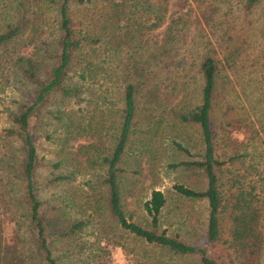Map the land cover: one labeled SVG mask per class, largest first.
<instances>
[{
    "label": "trees",
    "instance_id": "trees-1",
    "mask_svg": "<svg viewBox=\"0 0 264 264\" xmlns=\"http://www.w3.org/2000/svg\"><path fill=\"white\" fill-rule=\"evenodd\" d=\"M153 1L163 6L164 0H0V50L13 65L24 96L7 113L10 124L4 128L20 142L22 190L20 209L8 216L9 231L4 232L0 220V264H110L113 246L120 247L127 264H226L221 255L210 251L216 243L224 260L232 264H258L264 257V163L248 161L256 175L249 177L245 160L249 144L232 134L252 123L238 116L241 105L235 98L239 93L253 95L255 102L262 103L258 122L264 123V75L260 74L258 82L239 80L238 73L244 75V69L236 61L244 39L230 33L233 23L227 16L213 17L218 6L211 0L199 8L204 20L199 15H175L150 47L143 39L137 43L135 38L145 25L136 20L131 8ZM256 1L236 0L234 16L245 15ZM48 9L52 11L50 23L42 16ZM73 10L77 17H72ZM156 14L150 27L161 22V14ZM121 20H129L126 30L119 28ZM111 39L117 45L128 41L132 49L124 51L118 70L122 97L118 131L109 154L101 157L105 165L99 183L102 201L94 193L82 211L74 212L71 197L46 189V185L55 187L65 181L68 173L50 170L43 181L36 178L39 165L57 167L59 161H40L34 123L50 97L82 98L84 83L97 78L104 62L98 48ZM190 87L195 100L180 109L170 106L169 112L181 123L197 127L199 145L172 138L171 146L181 156L166 165L198 175L202 181L197 187L181 182L172 185L179 197L204 200L201 242L160 227L166 200L160 189L152 188L143 199V221L125 214L120 190L125 169L119 162L130 137L143 124L149 125L153 111L163 113L165 101L187 97ZM228 146L229 150L224 149ZM237 162L243 164L241 169L228 166ZM91 227L97 230L94 239L88 240L84 235ZM115 227L121 232H114ZM103 237L106 241L101 244ZM56 244L60 249L54 253Z\"/></svg>",
    "mask_w": 264,
    "mask_h": 264
},
{
    "label": "rangeland",
    "instance_id": "rangeland-1",
    "mask_svg": "<svg viewBox=\"0 0 264 264\" xmlns=\"http://www.w3.org/2000/svg\"><path fill=\"white\" fill-rule=\"evenodd\" d=\"M207 1L164 0L162 1L163 6L156 1L148 6L146 4L133 6L131 9L134 11L136 20L145 25L142 32L137 34L135 41L138 43L143 39L146 47H150L151 44L159 40L163 33V26L169 18L175 15L189 18L200 16L199 8H202ZM211 1L218 6L214 10L213 17L220 20L227 16L228 20L233 23L229 29L230 33L234 34V37L237 35L244 39L240 40L242 49L236 61L237 65H241L239 69H244V75L238 73L239 80L243 78L252 81L257 79L258 82L260 74L264 75V0H257L245 15L241 12L238 17L234 16L238 10V7L235 8L238 6L236 0ZM225 11L227 13H224ZM73 12L72 17H77L78 13L74 10ZM156 13L161 14V22L157 26L150 27L151 22L156 18ZM42 16L46 23H50L51 9L44 12ZM200 17L204 20L202 16ZM127 22L129 20H121L119 28L126 30ZM135 24L132 23V26ZM133 32L136 33L135 30ZM111 41L98 48L100 56L104 57V62L100 71L97 72V78L84 83L85 89L82 91V98L75 101L72 98L50 97L43 104L40 117L34 123V143L40 161H59L57 167L46 164L39 165L36 178L38 181H43L49 176L48 171L50 170L68 173L69 177L65 181L55 187L46 185V189L52 190L54 193L57 192V195L71 197L74 212L82 211L83 206L85 207V204L92 200L94 193H96L95 197H99L102 201L103 198L100 196L102 185L99 183L105 165L101 157L109 154L118 131V119L122 105L118 70L125 60L126 53L124 51L132 49L128 41L119 45L114 44L112 39ZM130 45L133 46V41ZM12 67L6 52L0 50V220L4 222V232L9 231L12 225L7 221L10 212L13 214L20 209L17 208V205H19L18 200L22 190L19 164L23 153L20 142L17 137L4 130L10 124L7 113L24 98L20 94L21 85H19ZM247 73L250 78L248 75L246 76ZM193 89L189 88V93L183 100L178 95L171 98L169 103L165 101L163 113L155 115L153 111V118L151 117L149 125L143 124L141 130L130 137L119 162V165L125 169L120 178V190L125 214L133 219L142 220L144 215L143 199L149 196L152 188L160 189L166 197L160 214V227L168 231H176L185 239H196L201 242L205 224L204 200L179 197L174 194L172 185L175 182H181L197 187L202 185V181L198 175H189L166 165L167 162L181 156L172 148V138L183 144L194 143L193 147L199 145L197 127L181 123L169 112L170 106L175 109H180L185 105L189 106L195 100ZM252 97L253 95L245 97L239 93L235 99L241 105L237 110L239 111L238 116H243L247 123L251 121L249 128L253 126L255 129H252L253 127L251 130L249 128H245L243 131L238 129L232 131V134L249 144L250 154L245 157L246 166L250 170L249 177L256 178L248 166V161L264 163V123L260 125L258 122L263 111L260 109L262 103L255 102ZM146 126V130H144ZM247 132L248 134H245ZM217 148L223 149L221 142L218 143ZM226 148L230 149L229 146L224 147V149ZM228 166L241 169L243 164L237 162L236 165L229 164ZM42 193L48 195L44 190ZM85 210L87 211V208ZM222 224L226 225L224 220ZM116 228L114 232L120 233L119 228ZM95 230H97L96 227L88 228L84 236L88 240H93ZM104 238L101 239V244L106 241ZM121 239L125 241L124 238L121 237ZM54 247V253H57L60 245L56 244ZM209 248L214 256L221 255L222 261L232 264L224 260L219 244L216 243ZM263 261L264 257H261L258 264H264ZM109 263L127 264L126 256L120 247H110Z\"/></svg>",
    "mask_w": 264,
    "mask_h": 264
}]
</instances>
